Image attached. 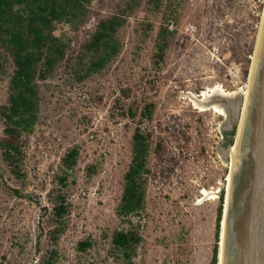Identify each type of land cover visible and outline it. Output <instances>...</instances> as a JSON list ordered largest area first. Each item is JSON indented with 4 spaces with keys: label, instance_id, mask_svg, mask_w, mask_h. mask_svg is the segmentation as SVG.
Returning <instances> with one entry per match:
<instances>
[{
    "label": "rangeland",
    "instance_id": "1",
    "mask_svg": "<svg viewBox=\"0 0 264 264\" xmlns=\"http://www.w3.org/2000/svg\"><path fill=\"white\" fill-rule=\"evenodd\" d=\"M120 1L95 0L78 31L61 25L58 35L79 45ZM263 11L264 0H143L122 31V51L110 66L83 83L63 70L43 83L40 118L21 137L24 186L0 151V264H40L51 250L57 251L54 264H210L219 197L202 191L215 193L227 182L239 121L200 111L190 95L219 85L232 96L215 94L211 100L235 109L222 98L237 101L249 84ZM164 24L173 25L176 34L157 66V33ZM233 62L242 66L238 81L229 76ZM7 84L0 75V105ZM123 88L132 89L129 98ZM147 102L155 104L152 121L123 117V106L140 112ZM140 124L152 132L145 205L138 215L121 218L116 210L131 161V137ZM73 147L79 155L65 188L70 212L53 243L48 192ZM116 230L141 238L129 259L112 245ZM85 240L92 245L82 250L79 242Z\"/></svg>",
    "mask_w": 264,
    "mask_h": 264
},
{
    "label": "trees",
    "instance_id": "2",
    "mask_svg": "<svg viewBox=\"0 0 264 264\" xmlns=\"http://www.w3.org/2000/svg\"><path fill=\"white\" fill-rule=\"evenodd\" d=\"M95 0H0V75L8 78L7 96L0 105L3 136L0 151L9 172L21 185H25L26 154L21 144L23 133L31 132L40 118L42 84L55 79L60 70L76 83H83L101 73L120 55L123 48L122 31L128 19L142 5L143 0H121L115 9L98 19L90 37L79 45L64 42L58 35L59 26L78 31L93 13ZM105 3V0H98ZM161 2V0H158ZM151 24L148 25L151 28ZM176 30L164 24L157 33L155 65L165 60ZM131 88H123L125 98L131 96ZM122 115L132 121L147 123L153 120L155 104L147 102L141 111L122 107ZM137 118H139L137 120ZM138 125L131 137V161L124 174L123 193L116 213L125 218L138 215L144 208L148 185L147 158L152 145V132ZM235 135V130L231 132ZM233 142V140H231ZM160 146V144H158ZM79 150L70 148L63 156L57 182L48 192L52 205L47 219L48 236L56 243L64 231L65 218L70 212L68 196V173L78 163ZM63 170V171H62ZM95 173L94 165L88 166ZM20 193V190H16ZM225 203V190L219 197L217 209L215 244L210 264H219L221 225ZM140 236L132 231L116 230L112 245L124 252L126 258L139 244ZM92 243L80 241L84 250ZM57 251L51 250L40 264H54Z\"/></svg>",
    "mask_w": 264,
    "mask_h": 264
},
{
    "label": "water",
    "instance_id": "3",
    "mask_svg": "<svg viewBox=\"0 0 264 264\" xmlns=\"http://www.w3.org/2000/svg\"><path fill=\"white\" fill-rule=\"evenodd\" d=\"M253 57L247 98H222L235 106L228 119L239 122L230 144L237 148L229 189L225 182L216 191L218 197L223 190L228 195L219 264H264V11Z\"/></svg>",
    "mask_w": 264,
    "mask_h": 264
},
{
    "label": "bare ground",
    "instance_id": "4",
    "mask_svg": "<svg viewBox=\"0 0 264 264\" xmlns=\"http://www.w3.org/2000/svg\"><path fill=\"white\" fill-rule=\"evenodd\" d=\"M253 59H254V57H253ZM248 89H249V84L247 83V88H246V90H244L245 99L247 98V95H248ZM215 94H220V95H224V96L227 95V97H228V95L232 96V95H230L232 93L226 92L222 87L217 85V86L210 88L208 91H203L201 95L200 94L199 95L191 94L190 98H191V101L193 102V104L196 106V108H199L200 111H206V110L211 109L214 112L218 113L219 115H223L227 119L229 117V114H228L229 111H227L225 106L222 103H219L218 101L215 102V101L211 100V97L214 96ZM235 96H236V94H235ZM236 148H237L236 145H233L230 149L231 162L229 165L230 170L228 172V177H227V191L229 189V185H230V181H231V171H232L234 163H235ZM202 193L205 196H209L212 199H214L215 196H217L216 191L214 193V192L209 191L207 189H203ZM227 196L228 195H226V197ZM224 224H225V221L223 220V225Z\"/></svg>",
    "mask_w": 264,
    "mask_h": 264
},
{
    "label": "built area",
    "instance_id": "5",
    "mask_svg": "<svg viewBox=\"0 0 264 264\" xmlns=\"http://www.w3.org/2000/svg\"><path fill=\"white\" fill-rule=\"evenodd\" d=\"M171 29H173V25H172ZM241 72H242V66H241V64H238L236 62H233L231 64V66L229 67V76H230V78H232L235 81H238L239 80V77L241 75ZM246 88H247V83L245 84V89Z\"/></svg>",
    "mask_w": 264,
    "mask_h": 264
}]
</instances>
